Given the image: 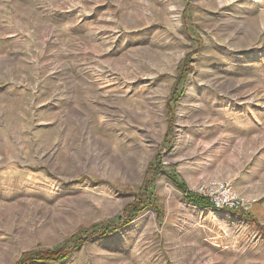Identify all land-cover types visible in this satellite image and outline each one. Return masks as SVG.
Returning <instances> with one entry per match:
<instances>
[{
    "label": "rangeland",
    "instance_id": "374dc122",
    "mask_svg": "<svg viewBox=\"0 0 264 264\" xmlns=\"http://www.w3.org/2000/svg\"><path fill=\"white\" fill-rule=\"evenodd\" d=\"M0 264H264V0H0Z\"/></svg>",
    "mask_w": 264,
    "mask_h": 264
},
{
    "label": "built area",
    "instance_id": "2783aa9c",
    "mask_svg": "<svg viewBox=\"0 0 264 264\" xmlns=\"http://www.w3.org/2000/svg\"><path fill=\"white\" fill-rule=\"evenodd\" d=\"M212 210L237 212L247 206V200L226 180L212 179L201 183L194 191Z\"/></svg>",
    "mask_w": 264,
    "mask_h": 264
},
{
    "label": "trees",
    "instance_id": "16d2710c",
    "mask_svg": "<svg viewBox=\"0 0 264 264\" xmlns=\"http://www.w3.org/2000/svg\"><path fill=\"white\" fill-rule=\"evenodd\" d=\"M173 177V176H172ZM174 179V184L175 186L178 188L179 191H182L184 192L185 191V187L182 183H179L175 178ZM148 192H149V189H148ZM151 194V193H150ZM149 195V193L147 194ZM150 196H148L149 198ZM187 200L198 205V206H202V207H207L208 204L200 199V198H196V197H193L192 195L190 194H187L186 196ZM150 203L154 204L153 202V199L150 198ZM141 207V206H140ZM119 226H115V225H111V224H104V225H100V226H94L90 229V231H87V232H83V233H86L85 235H89L88 233H91L90 235L91 236H88V237H92L93 235L94 236H98V235H106L114 230H116ZM79 234L78 236H76V240H82L83 236L84 235H81ZM76 242V241H73V243ZM70 243V242H69ZM67 244H65L63 247L57 249V250H54V251H49L43 255H35L34 257H32V260L34 261H37V262H48V261H56V260H60V259H63L66 257V248L68 246H66ZM30 257V255H23L22 257V260L25 261L27 260L28 261V258Z\"/></svg>",
    "mask_w": 264,
    "mask_h": 264
}]
</instances>
